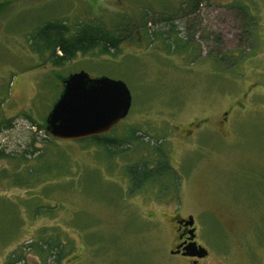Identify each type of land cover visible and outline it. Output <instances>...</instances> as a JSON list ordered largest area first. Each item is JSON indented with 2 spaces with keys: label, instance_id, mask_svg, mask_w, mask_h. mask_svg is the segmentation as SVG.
Wrapping results in <instances>:
<instances>
[{
  "label": "rangeland",
  "instance_id": "obj_1",
  "mask_svg": "<svg viewBox=\"0 0 264 264\" xmlns=\"http://www.w3.org/2000/svg\"><path fill=\"white\" fill-rule=\"evenodd\" d=\"M146 1L0 0V264H182L168 250L176 219L189 215L203 264H264V0H203L182 21L194 59L145 39ZM123 18L132 30L114 58L54 67L28 42L49 20ZM80 70L130 91L126 117L103 134L116 148L40 129L58 77ZM157 147L173 173L143 181ZM45 242L61 251L40 252Z\"/></svg>",
  "mask_w": 264,
  "mask_h": 264
},
{
  "label": "trees",
  "instance_id": "obj_2",
  "mask_svg": "<svg viewBox=\"0 0 264 264\" xmlns=\"http://www.w3.org/2000/svg\"><path fill=\"white\" fill-rule=\"evenodd\" d=\"M202 3L203 0H182L179 3H172L170 0L146 1L144 2L142 13L139 18L141 20L140 30L143 32V36L147 41L153 42L157 39L162 41L166 53H185L186 55H190L191 59H194L197 54H193L195 48H191V42L186 36V29L182 27V21L192 14L197 13ZM154 5L156 8L153 7ZM237 9L239 17L244 19V12L241 4L237 6ZM149 14L158 16L160 19L158 25L154 20H147ZM131 25L132 21L127 18H123L121 22H116L110 27H107L99 21H83L75 23L74 25H69L65 20L53 19L38 24L33 34L29 35L28 42L33 53L38 55L41 60L46 56V58L52 61V66L61 67V65L74 59L77 55L91 54L94 55L93 57L109 56L114 58L119 54L122 42L128 39L130 34L129 31L132 30ZM60 79H62V76L58 77L59 81ZM23 115L33 124L32 126L37 125L30 115L25 113H23ZM5 122L8 123V120H5ZM2 123L3 122H1L0 125ZM40 129H43L45 135L49 136L45 127ZM49 139L54 140L51 137ZM86 140H89L95 145L102 146L106 148V150L117 147V145H113L115 143L114 140L107 139L104 135L86 138ZM80 141L83 142V140ZM158 148L159 147L156 149L153 148L155 150L153 155L157 157V160L153 163V166L149 168V171L146 170L143 172L140 178L143 181H162L161 179L167 176V174L172 175L173 173L166 166L164 161L165 155ZM4 157H6V155L0 151V158ZM138 165L140 167L139 169H142L145 164L144 162H140ZM29 172L31 176V171ZM132 180L133 184L136 183L135 178ZM50 244L51 243L45 242L44 246H40V252H48L52 255L53 250L57 247H59L58 249L61 251L58 242H54L56 245L54 249ZM55 254H57V250ZM58 255H56L57 258L55 262L58 261ZM52 263H54V261H52ZM44 264L48 263L45 262Z\"/></svg>",
  "mask_w": 264,
  "mask_h": 264
},
{
  "label": "water",
  "instance_id": "obj_3",
  "mask_svg": "<svg viewBox=\"0 0 264 264\" xmlns=\"http://www.w3.org/2000/svg\"><path fill=\"white\" fill-rule=\"evenodd\" d=\"M61 91L45 118V130L56 140H83L109 132L126 117L131 94L120 79L91 77L85 71L70 73L61 79ZM193 224L192 216L186 221ZM195 242L185 248L193 255ZM198 256L206 250L198 247Z\"/></svg>",
  "mask_w": 264,
  "mask_h": 264
},
{
  "label": "flooded vegetation",
  "instance_id": "obj_4",
  "mask_svg": "<svg viewBox=\"0 0 264 264\" xmlns=\"http://www.w3.org/2000/svg\"><path fill=\"white\" fill-rule=\"evenodd\" d=\"M246 113L250 112L251 110H242ZM222 122L223 126L226 125L228 120L227 115H230V112H223ZM103 135V134H102ZM101 136V135H98ZM96 137V136H95ZM190 216V215H189ZM179 217L176 219V237L172 247L168 250L169 256H175L174 259L181 260L182 264H203V261L207 257L208 250L200 243L196 241V226H195V218H193V224L190 226L186 223L188 217ZM195 242L196 246L202 247L206 250V254L204 256H198L197 253L199 252L198 247L194 249V254L189 255L185 248L191 246V243ZM172 259V257H171Z\"/></svg>",
  "mask_w": 264,
  "mask_h": 264
}]
</instances>
